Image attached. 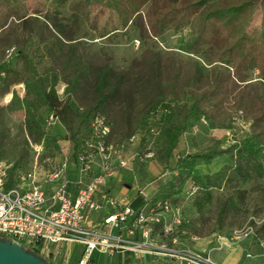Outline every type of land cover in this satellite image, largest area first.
I'll return each instance as SVG.
<instances>
[{"label": "trees", "instance_id": "16d2710c", "mask_svg": "<svg viewBox=\"0 0 264 264\" xmlns=\"http://www.w3.org/2000/svg\"><path fill=\"white\" fill-rule=\"evenodd\" d=\"M108 11L98 36L117 34L128 42L138 27L142 37H158L166 31L187 29L176 48L162 52L140 40L139 56L126 68L114 69L102 47L91 48L83 36L67 33L57 18L29 12L26 0H0V99L11 91L7 103L0 102V158L10 161L5 188L15 183V172L31 165L33 144L41 146L38 163L46 166L60 149L58 138L47 133L44 120L52 113L64 129L62 138L71 143L70 162L83 145L96 112L110 113L120 107L124 130L121 140L140 133L159 137L154 157L165 167L177 155L174 177L162 181L147 203L167 200L171 204L187 182L201 193L197 206L210 200V189L231 181L245 182L264 175V0H69L73 18L85 14L90 5ZM260 10L258 26L247 30L253 11ZM84 40V41H83ZM12 47L11 57L5 49ZM207 49L210 67L185 56ZM256 71L258 85L249 84ZM228 81L250 87L240 90L233 102H225ZM256 84V83H254ZM21 85L22 93L16 89ZM62 85L61 94L59 87ZM228 105V106H226ZM21 111V121L11 142L5 125L6 113ZM203 117L209 126L223 127L228 136L218 137L199 150L186 151L184 132ZM111 134V132H110ZM133 136V135H132ZM148 146V145H147ZM143 148L145 151L147 148ZM225 155L228 162L216 171L196 174L198 159L210 161ZM243 200L245 190L235 189ZM232 198L218 207L217 219ZM174 205V204H173ZM264 230V222L256 232ZM151 264H159L151 263Z\"/></svg>", "mask_w": 264, "mask_h": 264}, {"label": "built area", "instance_id": "2783aa9c", "mask_svg": "<svg viewBox=\"0 0 264 264\" xmlns=\"http://www.w3.org/2000/svg\"><path fill=\"white\" fill-rule=\"evenodd\" d=\"M130 41L134 48L139 47L138 38ZM12 54V47L5 49L6 57ZM3 76L0 70V81ZM10 97L11 91L4 94L2 103ZM56 120L52 113L48 115L49 123ZM199 122L206 120L201 117ZM88 126L89 132L74 161L64 156L48 160L43 166L34 160L28 169L15 172V183L9 188H5V183L11 163L0 158V237L34 250L49 264H67L69 256L63 255V245L70 243L81 245L73 264H88L94 251L112 255L124 250L147 252L157 261L166 258L183 264H215L199 250L168 246L169 240L187 232L179 207L167 200H155L134 210L127 199L110 195L103 188L117 168H125L133 157L154 158V150L147 146L145 151L123 156L124 144L110 140V122L102 112L94 113ZM33 147L37 150L40 145ZM74 185L75 193L71 189ZM95 211L102 212L100 220L89 226L87 218ZM263 222L264 216H249L242 225L232 228L229 236L233 240L250 237Z\"/></svg>", "mask_w": 264, "mask_h": 264}, {"label": "rangeland", "instance_id": "374dc122", "mask_svg": "<svg viewBox=\"0 0 264 264\" xmlns=\"http://www.w3.org/2000/svg\"><path fill=\"white\" fill-rule=\"evenodd\" d=\"M69 0H26L28 5L29 12L37 11L41 16L44 13H47L48 16H52L53 13H57V18L62 22L63 26L67 30V33L73 34L75 37L83 36L85 43L91 45V48L101 46L102 47V56H108L111 60L114 69L126 68L133 59L139 56L140 50L134 48L131 44L133 38H138L141 40L142 45L149 44L158 48L162 52H168L171 49H174L178 46L179 41L186 36L187 29H181L177 32L166 31L164 34L150 38L142 37L139 31L140 18H138L137 26L131 31L128 42L124 43L121 41L120 36L113 33L108 36L99 37V27L104 24L108 19V11L98 5L92 4L88 8L85 14L79 15L76 18H73L68 10ZM260 20V10L256 8L253 11L252 17L249 21L247 30L250 31L254 27L258 26ZM203 54L199 55L197 58L195 56H185L186 60H198L202 66L209 68L210 65V55L208 54L207 49L202 51ZM249 84L254 86L258 85L257 82V73L256 71L251 72ZM256 83V84H254ZM251 87V86H250ZM250 87H246L245 84H234L232 81H228L225 88V102H233L239 97L240 90H247ZM10 92V91H9ZM8 93V92H7ZM61 94V91H59ZM2 103V99H0ZM228 106V105H226ZM120 107H114L110 113V118L112 120L110 140L113 142L123 143L124 149L127 153H140L145 146H151L155 150L158 148L160 139L156 135L148 134L145 138V141L142 142L140 138V133H133L128 140H121L122 132L124 130V125H122ZM21 121V111L6 113L4 117L5 125L9 129L10 138L8 143L11 142L12 137L17 132V126ZM43 126L46 127V131L51 136L58 138L60 149L53 156V159L59 160L64 156H68L71 153V143L62 138L64 134V129L59 123H49L47 120L42 122ZM206 123H199L193 125L189 129V134L184 137L186 142V151H194L203 149L209 146L215 138L218 137H227V131L220 126H212L209 128ZM195 128V129H194ZM41 152V146L39 149H35L32 145L30 162L31 165L34 160H39L38 154ZM177 155L175 153L171 154L165 167L164 160L160 158L157 154L154 158L139 160L135 163L132 162V167L136 169L138 173L144 172L148 177L138 178L139 185L144 187L147 185L148 180L155 177H159L160 180L165 181L167 179L174 177V171H172L173 164L175 162ZM225 158V157H224ZM221 157L216 158L214 161L209 162L205 160L197 161L198 170H206L207 168H215L221 166ZM226 159V158H225ZM43 165V162H41ZM264 166V160H263ZM264 168V167H263ZM147 178V179H146ZM128 180H130L128 178ZM120 188V185L115 187V193ZM243 188L245 194L243 200H240L235 194V189ZM150 190L149 187H145V192L148 193ZM145 195V194H144ZM181 198L177 200H184L186 203L185 213L188 217L192 218L194 223L198 225L203 224L205 227H211L214 225H227L229 233L227 235L228 239L230 238L229 234L232 228L242 225L249 216H255L261 218L264 216V175L257 178L248 179L245 182H234L224 183L220 187H212L210 189V201L204 204L202 207H197L198 213H194L192 200H200L201 193L198 192V189L193 188V185L190 182H187L184 187V191L181 194ZM176 198V197H174ZM227 198H232L233 204L228 203L226 212L222 215V218L217 219L218 207L224 200ZM129 206L133 208L129 202ZM192 209V210H191ZM194 213V214H193ZM247 238V237H246ZM249 238V237H248ZM251 247L255 251L259 252L261 261H264V230L261 232H256L250 236ZM263 244L260 245V242ZM69 249V258L66 262L73 261L79 256V251L81 250L79 243H71ZM161 264L160 262H158ZM151 264V263H150ZM175 264V263H171ZM183 264V263H178Z\"/></svg>", "mask_w": 264, "mask_h": 264}, {"label": "crops", "instance_id": "0c3cea01", "mask_svg": "<svg viewBox=\"0 0 264 264\" xmlns=\"http://www.w3.org/2000/svg\"><path fill=\"white\" fill-rule=\"evenodd\" d=\"M16 89L19 91V93H22V87L21 85H17ZM59 91H62V85L59 87ZM189 134V128H187L184 132V137ZM123 156L129 157L133 156L136 153H127L124 149L123 152H121ZM222 158L221 160V166H223L225 163L228 162L227 157L225 155L215 157L212 160L208 161L212 162L216 158ZM226 159H225V158ZM53 159V158H52ZM55 160V159H54ZM201 159H198L197 161H200ZM136 161H139L137 157H133L128 163V165L125 168H117L116 173L108 178L106 180V183L103 185V188L110 194L116 197H123L127 199L128 202L131 203L133 208L140 209V207H143L147 203V198L151 196L152 193L155 192L157 188V183H155L154 178L149 179L147 185L145 184L144 187L140 186L137 180L138 178H144L147 177L144 172L138 173L134 167H132V162L135 163ZM197 161L195 164V171L196 174H207L216 171L221 166H217L215 168H207L206 170H198L197 169ZM117 162L116 157L113 159V163L115 164ZM73 168L70 169V176H73ZM128 178L130 180H128ZM148 178V177H147ZM146 178V179H147ZM120 185V188L115 193L114 189ZM149 187L150 190L148 193L145 192V187ZM193 188H196V185H193ZM72 192L75 193L77 190V186L71 187ZM184 189L174 194V200H171V202L174 204V206L179 207L182 218H183V224L182 226L186 229L185 235H177L174 239L169 240L167 242L168 246L173 249H180V248H193L196 250H199L203 253H206L214 262L215 264H264V261L259 258L260 254L259 252L255 251L251 247V241L250 237L243 238L240 240H230L228 239V231L227 225H214L211 227H205L203 224L198 225L197 223H194V219L188 217L185 213L187 212L186 203L184 200H177L178 198H181V194L183 193ZM145 194V195H144ZM210 201V200H209ZM200 200H192L194 208V213H198L197 206L199 204ZM208 203V202H207ZM191 209V210H192ZM101 211H95L93 212L88 218H87V225L94 226L95 223H97L100 220L101 217ZM193 213V214H194ZM159 227H156V230H158ZM191 236L194 237V239L191 238ZM71 244V243H70ZM70 244H64L63 245V255L68 256L69 255V249ZM81 248V245H80ZM74 261V260H73ZM73 261L67 262V264H73ZM170 260H166L164 258L163 260H154V256L147 252L142 251H133V250H124L115 252L112 255H106L104 253L94 251L90 255L88 259V264H150V263H164ZM171 263H182V262H169Z\"/></svg>", "mask_w": 264, "mask_h": 264}, {"label": "water", "instance_id": "95a60500", "mask_svg": "<svg viewBox=\"0 0 264 264\" xmlns=\"http://www.w3.org/2000/svg\"><path fill=\"white\" fill-rule=\"evenodd\" d=\"M0 264H49L47 259L21 243L0 237ZM166 264V263H161Z\"/></svg>", "mask_w": 264, "mask_h": 264}]
</instances>
